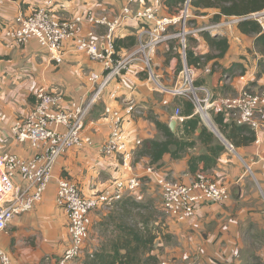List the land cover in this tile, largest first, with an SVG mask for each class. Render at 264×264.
I'll use <instances>...</instances> for the list:
<instances>
[{
    "label": "crops",
    "instance_id": "crops-1",
    "mask_svg": "<svg viewBox=\"0 0 264 264\" xmlns=\"http://www.w3.org/2000/svg\"><path fill=\"white\" fill-rule=\"evenodd\" d=\"M44 2L45 0H0V154H15L24 159L33 158L37 154L34 150L17 144L11 128L17 119L24 117L32 109L34 95L39 89L60 92L65 100L63 106L68 101L88 105L83 135L93 145L67 151L60 157L52 170L53 182L48 185L41 202L30 213L16 218L5 232L0 233V248L9 252L11 264H56L68 247L70 237L67 218L63 209L55 203L56 182L59 178L71 180L81 195L89 198L109 188L116 180L133 176L140 177L143 183L131 196L139 195L143 189L142 197L129 200L135 202L132 205L123 200L125 197L113 203L112 205L120 204L122 210L113 209L116 217L112 222L105 221L92 212L85 254L97 252L105 243L115 240L124 221L128 225L137 223L138 229L142 230L144 226L140 220L144 219L143 214L130 223L128 212L131 206L146 202L143 200L148 195L152 198L158 196L154 205L163 214L162 219L149 222V228L156 235L153 255L159 261L166 260L170 264H264V126L254 134L255 141L248 146L233 147L223 138L227 143L220 142L225 146V151L220 155L216 166L204 172L227 187L228 201L203 203L198 207L194 218L183 222L167 217L161 208L156 174L188 183L193 176L188 171L189 158L208 153V146L198 142L197 131L192 136L195 146L186 150L178 160L171 159L170 154H164L158 163L151 164L149 156L140 155L145 141L163 140L154 124L155 120L168 127L171 121H176L175 109L179 110L184 121L195 116L194 110L190 115L184 113L186 109L182 101L187 99L172 97L167 92L176 85L183 66L179 40L168 39L155 49L151 60L154 79L148 77L141 56L137 54L121 76L111 81L98 99L92 100L97 84L89 82L88 77L91 73L101 74L103 67L85 53L77 51L72 39L63 43L62 61L57 64L49 59L46 49L40 47L35 40L19 46L4 36L3 30L13 24L18 15L31 14ZM126 2L127 0H55L51 15L67 20L91 12L95 16L106 17L111 22L120 15ZM145 7L155 8L158 19L179 17L183 12V7L168 8L165 0H137L133 10ZM189 11V27L186 28L191 33L186 37V49L191 59L210 53L201 36L203 32L224 37L229 45L222 59L201 58L196 69V85L213 97H234L245 88L262 95L264 54L254 46L256 37L240 34L236 26L239 21L237 18L222 17L220 22L213 23L211 19L217 14L216 10L204 9L197 12L189 7ZM226 21L230 23L229 29L223 31ZM150 26L151 24H143L132 18L125 19L114 34L116 53L122 57L135 53L139 42L148 37L146 30ZM203 29L206 30L201 31ZM179 30V25H172L168 34H175ZM89 32L100 38L106 33V27L92 26L85 22L76 27L77 36H86ZM112 92L116 93V99L110 98L109 94ZM131 100L142 107V113L127 117L122 125L123 132L130 146L135 140L140 141L141 146L133 150V159L127 168L121 166L119 158L103 157L98 147L110 132L109 123L103 116L104 109L108 107L122 110L124 104ZM164 100L168 101L166 106L162 104ZM214 115L211 114V120ZM182 123L176 121L174 134L177 136L182 132ZM212 123L215 124L213 121ZM228 145L232 146V150ZM202 167L199 164L198 171ZM148 169L155 171V174H149ZM22 227H42L39 238L35 237V232L30 231L31 236L36 238V250L22 246L18 237L23 232ZM83 258L70 264H81Z\"/></svg>",
    "mask_w": 264,
    "mask_h": 264
},
{
    "label": "built area",
    "instance_id": "built-area-1",
    "mask_svg": "<svg viewBox=\"0 0 264 264\" xmlns=\"http://www.w3.org/2000/svg\"><path fill=\"white\" fill-rule=\"evenodd\" d=\"M54 1L45 0L44 6L38 7L31 14L18 15L14 23L4 29V36L19 46L35 39L40 47L46 49L49 59L57 64L62 61L63 43L72 39L77 51L85 53L103 67L101 74L91 73L88 77L89 82L97 84L92 100L98 99L107 85L121 76L137 54L141 56L148 77L154 79L152 55L161 43L174 38L180 42L183 66L176 85L167 91L169 95L189 100L193 105L194 115L204 124L212 123L213 113L222 115L226 122L247 126L254 134L264 126V93L260 95L245 88L234 97H213L204 88L196 85V69L185 63L186 37L191 33L186 28L189 0L185 2L179 17L159 19L155 8L133 10L137 0H127L120 15L111 22L106 17L95 16L91 12L73 19H57L49 11ZM129 18L151 26L146 30L148 37L139 42L137 51L122 57L116 53L114 34L117 27ZM251 18L262 26L264 12L261 15L253 14ZM83 22L92 26H105L106 33L100 38L92 32L86 36H77L76 27ZM172 25H179L181 30L168 34ZM204 30L206 29L201 31ZM205 71L209 73V70ZM109 96L116 99L115 92ZM34 97L32 109L13 123L11 132L17 144L34 150L37 154L30 159L10 153L0 154V233L5 232L16 218L30 213L41 202L53 180V167L60 157L67 151L93 145L83 135L88 105L68 101L63 106L64 97L55 90L39 89ZM162 104L166 106L168 101L164 100ZM141 113L142 107L132 100L126 102L122 110L108 107L104 109L103 116L109 123L110 132L104 143L98 147L103 157L119 158L121 166L130 167L133 150L141 146V142L135 140L130 146L122 125L127 117ZM174 118L179 123L184 121L178 109L174 111ZM228 147L232 150L231 145ZM147 172L155 174L152 169ZM156 184L160 190L163 213L177 222L194 218L198 207L203 203H224L229 199L227 187L204 172L196 173L188 183L173 181L166 175L156 174ZM140 185L141 178L137 176L118 179L109 188L86 198L81 195L74 182L59 178L56 182L55 203L66 215L70 242L56 264H70L81 256L88 239L90 214L93 211L131 196ZM0 264H11L9 252L1 248ZM157 264L170 263L160 260Z\"/></svg>",
    "mask_w": 264,
    "mask_h": 264
},
{
    "label": "trees",
    "instance_id": "trees-1",
    "mask_svg": "<svg viewBox=\"0 0 264 264\" xmlns=\"http://www.w3.org/2000/svg\"><path fill=\"white\" fill-rule=\"evenodd\" d=\"M187 0H165L168 8H182ZM188 6L197 12L204 9L216 10L211 21L220 22L222 17L237 18V30L244 36H255L254 46L258 47L264 54V32L262 26L251 18L253 14L264 11V0H189ZM4 32V30H3ZM207 43L210 53L204 57L190 58L186 49V64L194 69L202 59H222L228 50V41L224 37L213 36L207 32L201 33ZM202 58V59H201ZM186 114H192L193 105L189 100L182 101ZM212 121L218 127L223 138L233 147L248 146L255 141V135L247 126H238L233 122H225L222 115L215 114ZM197 116L182 123V132L179 136L171 133L167 125L154 121L157 130L162 134L163 140L145 141L140 155L149 156L151 164L158 163L164 154H170L171 159L178 160L182 154L195 146L192 140L198 130L197 140L200 144L208 146V153L193 155L188 160V171L190 175L198 172H205L214 168L220 155L225 151V146L201 124ZM199 164L203 167L198 171ZM192 176V177H193ZM149 218L141 219L143 229L139 230L136 224L128 225L122 223L121 232L115 240L105 243L99 251L92 254L86 253L81 264H157L158 258L153 255L154 240L156 235L153 229L149 228ZM84 250V249H83Z\"/></svg>",
    "mask_w": 264,
    "mask_h": 264
},
{
    "label": "rangeland",
    "instance_id": "rangeland-1",
    "mask_svg": "<svg viewBox=\"0 0 264 264\" xmlns=\"http://www.w3.org/2000/svg\"><path fill=\"white\" fill-rule=\"evenodd\" d=\"M43 6H44V3L40 5V7H43ZM51 8H49L50 13H51ZM183 10H184V8H183ZM263 12H261L259 14L261 15ZM186 15H187L186 27H189V25H188L189 24L188 20H189V15H190L189 7L187 8ZM227 22H229V21H226V25H225V28L223 29V31H225L226 29H229L230 23H227ZM262 26L264 27V20H262ZM187 30H188V28H187ZM223 31H221V33ZM30 40H32V39H30ZM33 40H35V39H33ZM203 125L206 126L210 132H212V131L215 132V134L214 133L213 134L215 135V137L219 141H224L223 140V136L220 134V132L218 130V127H216L215 124L211 123L210 125H208V124H203ZM224 143H227V142L224 141ZM52 182H53V180H51V183ZM142 183H143V181L141 180V185H142ZM141 185H140V187H141ZM142 190L140 191L139 195H136V196H133V197L132 196H126L123 200H126L127 203H131L130 205H132V203H135V202L134 201H129V200H134L135 198L142 197V194H143ZM55 194H56V189H55ZM145 197L147 199H145L143 201H146V202H143L142 205L139 204V205H133V206L130 207V211L128 212V213H130L129 214L130 215V218H129V222L130 223H133L134 221H136L137 217L139 215H142V214H143L142 216H144V218H146V217L149 218L148 219L149 222L152 221V220H157V219H162L163 218L162 212H160L159 209H156V206L154 205V201L156 202V200H158V196L152 198V197H150L148 195L147 196L145 195ZM116 208L117 209L120 208L122 210L121 205L117 203L115 205H112L111 207H109V206L108 207H102L99 210H95V211H93V214H95L96 216L102 217V219H104L105 221L110 220V222H112L114 220V217H116L115 216L116 213H114L113 209H116ZM149 225H150V223H149ZM13 230H15V229H13ZM41 230H42V227H29V228L28 227L27 228L22 227V231L23 232L22 233L20 232L19 236H18L19 240L22 242V246L29 247V248H32V249L36 250V247H35L36 246L35 245L36 238L35 237H38V238L40 237ZM30 231L36 233L35 237L31 236ZM8 232L10 233V230ZM85 250H86V243L84 245V250H83L81 256L79 258H77L75 261L81 259V257L82 258L84 257ZM75 261H73V262H75Z\"/></svg>",
    "mask_w": 264,
    "mask_h": 264
},
{
    "label": "water",
    "instance_id": "water-1",
    "mask_svg": "<svg viewBox=\"0 0 264 264\" xmlns=\"http://www.w3.org/2000/svg\"><path fill=\"white\" fill-rule=\"evenodd\" d=\"M175 127H176V121L173 120L168 125V128H169V130H170L171 133H174ZM198 132H200V130H198ZM213 133L215 134V132H213Z\"/></svg>",
    "mask_w": 264,
    "mask_h": 264
}]
</instances>
